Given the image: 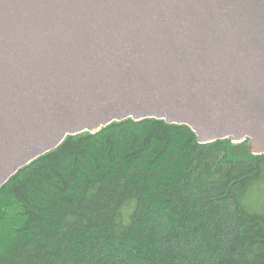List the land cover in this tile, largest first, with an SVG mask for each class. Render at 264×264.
Instances as JSON below:
<instances>
[{
    "label": "water",
    "instance_id": "obj_1",
    "mask_svg": "<svg viewBox=\"0 0 264 264\" xmlns=\"http://www.w3.org/2000/svg\"><path fill=\"white\" fill-rule=\"evenodd\" d=\"M148 119L264 155V0H0V189L68 136Z\"/></svg>",
    "mask_w": 264,
    "mask_h": 264
},
{
    "label": "trees",
    "instance_id": "obj_2",
    "mask_svg": "<svg viewBox=\"0 0 264 264\" xmlns=\"http://www.w3.org/2000/svg\"><path fill=\"white\" fill-rule=\"evenodd\" d=\"M0 264H264V155L155 119L68 136L0 189Z\"/></svg>",
    "mask_w": 264,
    "mask_h": 264
},
{
    "label": "rangeland",
    "instance_id": "obj_3",
    "mask_svg": "<svg viewBox=\"0 0 264 264\" xmlns=\"http://www.w3.org/2000/svg\"><path fill=\"white\" fill-rule=\"evenodd\" d=\"M242 142H244V141H242ZM234 144H238V143H234Z\"/></svg>",
    "mask_w": 264,
    "mask_h": 264
}]
</instances>
